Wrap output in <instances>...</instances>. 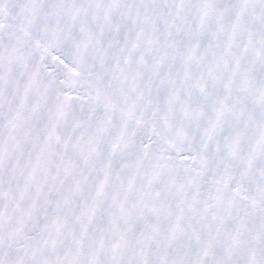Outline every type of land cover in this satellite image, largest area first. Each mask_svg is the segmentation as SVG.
Instances as JSON below:
<instances>
[{
  "label": "snow or ice",
  "instance_id": "obj_1",
  "mask_svg": "<svg viewBox=\"0 0 264 264\" xmlns=\"http://www.w3.org/2000/svg\"><path fill=\"white\" fill-rule=\"evenodd\" d=\"M0 264H264V0H0Z\"/></svg>",
  "mask_w": 264,
  "mask_h": 264
}]
</instances>
